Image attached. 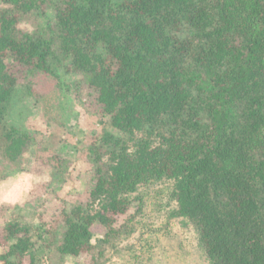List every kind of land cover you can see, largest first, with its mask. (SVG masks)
<instances>
[{
	"label": "trees",
	"instance_id": "1",
	"mask_svg": "<svg viewBox=\"0 0 264 264\" xmlns=\"http://www.w3.org/2000/svg\"><path fill=\"white\" fill-rule=\"evenodd\" d=\"M3 156L35 138L9 125L21 72L60 78L55 44L86 78L113 132L92 144L96 180L86 200L44 232L57 251H92L145 181L169 183L174 217L192 224L210 264H264V0H59L52 37L24 31L16 13L50 0H0ZM124 136V137H123ZM42 237V234H40ZM33 228H0V264L36 263ZM95 264V263H90Z\"/></svg>",
	"mask_w": 264,
	"mask_h": 264
},
{
	"label": "rangeland",
	"instance_id": "2",
	"mask_svg": "<svg viewBox=\"0 0 264 264\" xmlns=\"http://www.w3.org/2000/svg\"><path fill=\"white\" fill-rule=\"evenodd\" d=\"M58 4L50 0L41 12L14 13L24 31L52 37L49 23H54ZM8 7L0 1V14ZM55 50L58 80L43 72L20 74L8 123L28 130L35 142L15 162L3 156L0 129V228L10 220L33 228L35 264H210L196 228L172 215L177 205L170 199L169 183L153 179L124 194L130 203L126 213L117 216L109 233L97 226L91 252L72 256L57 251L55 237L44 230L53 228L60 238L62 208L87 199L96 168L106 161L96 162L91 146L104 131L114 130L85 76L57 44Z\"/></svg>",
	"mask_w": 264,
	"mask_h": 264
}]
</instances>
